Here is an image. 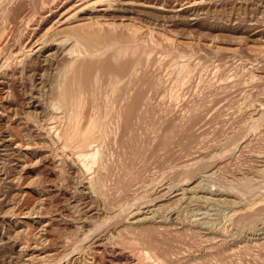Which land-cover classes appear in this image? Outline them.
I'll list each match as a JSON object with an SVG mask.
<instances>
[{"label": "rangeland", "instance_id": "rangeland-1", "mask_svg": "<svg viewBox=\"0 0 264 264\" xmlns=\"http://www.w3.org/2000/svg\"><path fill=\"white\" fill-rule=\"evenodd\" d=\"M54 1L0 0L4 52L37 18L15 88L0 82V264H85L101 243L104 264H131L137 247L163 264H264V0ZM88 17L99 23L69 27ZM55 33L79 38L82 121L104 122L93 185L32 130L71 58L64 44L36 52Z\"/></svg>", "mask_w": 264, "mask_h": 264}, {"label": "bare ground", "instance_id": "bare-ground-1", "mask_svg": "<svg viewBox=\"0 0 264 264\" xmlns=\"http://www.w3.org/2000/svg\"><path fill=\"white\" fill-rule=\"evenodd\" d=\"M2 1V0H1ZM58 0H55L54 1V3H56ZM60 1V0H59ZM8 3H9V1H7ZM14 1H12V3H13ZM45 2V1H44ZM5 3V2H4ZM92 3H94V2H92ZM103 3V2H102ZM109 3V2H108ZM6 4V3H5ZM10 4H11V2H10ZM59 4V3H58ZM80 4V3H79ZM91 4V3H90ZM21 5V4H20ZM46 5V4H45ZM89 5V4H88ZM88 5H87V7H88ZM3 6V5H2ZM1 7V6H0ZM10 7V6H9ZM43 7V6H42ZM46 7V6H45ZM85 7V6H84ZM85 8L86 10L88 9V8ZM104 8V7H103ZM19 9V8H18ZM79 9V8H78ZM4 10V9H3ZM6 10V9H5ZM74 10V9H73ZM80 10H83V7H80ZM2 11V10H1ZM0 11V12H1ZM6 12V11H5ZM18 12V11H17ZM23 12V11H22ZM42 12V11H41ZM25 13H27V12H25ZM32 13V12H31ZM30 13V14H31ZM36 13V12H35ZM1 14V13H0ZM18 14V13H17ZM28 15V14H27ZM4 16V15H3ZM12 16H14V15H12ZM72 16V15H71ZM1 17V16H0ZM5 17V16H4ZM15 17H17L16 15H15ZM37 17V16H36ZM74 17V16H73ZM81 17V16H80ZM83 17V16H82ZM2 18V17H1ZM6 19V18H5ZM23 20H24V23H25V29H24V31H23V33H22V36L21 37H19L20 39H19V41L17 42V44L15 45V47H12L8 52H4V46H3V44H4V41L9 37L8 36V28H7V26L9 25L8 23V25L6 26V25H2V26H5L3 29H2V31H0V62H1V65H0V74H1V77H2V80H0V82L1 83H3V85H4V87H7V90L8 91H12L14 88H15V85H16V79H17V73H16V71H24L25 69L24 68H22V69H20V70H18L19 69V67L21 66V64H22V61L23 60H25V58L27 57V56H25V58H24V56H22L21 54L24 52H22L21 53V51H20V49H22L23 47H22V44H23V42H24V37H28L29 36V34H30V31H31V29H33L31 26L34 24V20L35 19H37V18H35V15H28L27 17H25V18H22ZM67 20L69 19V17H67L66 18ZM91 18H85V19H83V18H81V19H79L80 20V22H78V23H74L73 25L71 24L69 27L72 29H74V28H76V29H78V30H80L81 32H83V29H86L87 27L86 26H93V24H95V23H99V21H93V20H90ZM23 20H21V21H23ZM78 20V19H77ZM1 21V20H0ZM6 21V20H5ZM76 21V20H75ZM3 22V21H2ZM11 22V21H10ZM12 23V22H11ZM1 24V23H0ZM46 24V23H45ZM21 25V24H20ZM10 26H11V24H10ZM9 27V26H8ZM95 27H97V26H95ZM12 29V28H11ZM13 29H14V27H13ZM89 29V28H88ZM17 30V29H16ZM22 30V29H21ZM20 30V31H21ZM50 30V29H49ZM59 30V29H58ZM60 30H62V29H60ZM90 30V29H89ZM92 30V29H91ZM90 30V31H91ZM12 31V30H11ZM59 32V31H58ZM84 32H85V30H84ZM48 33V32H47ZM62 33V32H61ZM56 34V33H55ZM54 34V35H55ZM64 34V33H63ZM11 35V34H10ZM43 35V34H42ZM44 35H46V34H44ZM58 35V36H57ZM60 33H58V34H56L55 36H53V35H50L49 37H47L46 36V39H43L42 41H39V43L38 44H40L39 45V47L36 49V52L38 51H41L42 49H46V48H50V46H51V48L50 49H52V48H54V47H56L57 49L59 48V46H61V44L63 45L64 44V48H62V50H61V52L63 53V55H69L70 57V59L65 63V67H63L64 69L63 70H61V72L62 73H58V74H62V75H60V76H58V78L59 77H61L62 76V78H61V80H60V82H59V84H57L58 85V88H57V86H56V88H57V90H56V88H54V90H56L58 93H59V95L57 96V98H58V100L56 101V103L53 101V105H51V106H53V108H51V109H53L52 111H51V113H48V114H50V116H48V118H46V119H48L49 121H48V123L45 125V126H41L43 123L42 122H40V126H38L37 127V130H36V128L34 127V125L35 124H37V122L36 121H34L35 122V124H33V121L31 120V118H30V115H23V119H24V123L26 124V126L27 125H29L31 128L32 127H34V128H32V130L33 131H40L38 134L39 135H41V137L42 138H45V139H49V140H51L53 143H50V144H52V146H53V144L55 145V147H57V148H60V152H61V154H63L62 152H64V154L66 153V151L68 150V152L70 151V152H72V154H69V155H71V156H73L72 158H74V161L78 164V166H80L82 169H83V171H82V174H83V172H84V174L83 175H85V171H89V173H90V171L91 172H93L94 173V175H93V173L91 174V175H93L91 178H89V179H91V182L90 181H88V182H90V184L91 185H93L92 183H93V179H97V180H99L98 179V177L97 178H95L96 176H97V174H98V172H97V167H96V164H97V166H99L100 165V158L102 157V155H100L99 154V152H100V147H101V144H103L102 142H103V138H104V135H103V129H105L104 127H102L103 126V120H102V118H100L99 120H102V122L101 121H97L98 120V118L99 117H97V116H95L96 114H92L91 112H93L94 110H95V107H91V109H93L94 108V110L92 111L91 109V114L92 115H94L96 118H97V120L95 119V117L94 116H90V113H88L89 114V119L88 120H86V122L84 123L83 121H82V116H84V115H82V113L83 112H81V109H83V108H85V107H81V105H80V101H79V99L81 98H79L78 96H80V95H78L79 93L76 91V89H77V86H76V89L74 88L75 86V78H78V77H75V73H76V71L77 70H80V69H78V67L79 66H81L80 64H81V62H80V64H79V66L77 65V56H73V54H74V51H75V47L76 46H78V44H79V38L78 37H76V39L74 40V42H72L73 44L70 46L69 44V46H67L66 47V45H65V42L66 41H64V36L62 37V34L60 35ZM31 36V35H30ZM67 36H68V34H67ZM32 37V36H31ZM36 37V36H35ZM44 37V36H43ZM65 38H66V36H65ZM42 39V38H41ZM40 40V39H39ZM66 40V39H65ZM68 40V39H67ZM16 41V40H15ZM7 42H8V40H7ZM9 43H10V41H9ZM67 43V42H66ZM7 45V44H6ZM24 45V44H23ZM34 45V44H33ZM14 46V45H13ZM60 49V48H59ZM58 49V50H59ZM55 50V49H54ZM118 50V49H117ZM20 51V52H19ZM119 51V50H118ZM30 52V51H29ZM53 52V51H52ZM51 52V53H52ZM78 52V51H77ZM20 53V54H19ZM25 53V55L28 53H26V52H24ZM51 53H49V54H47V55H45V57L42 59V62H45L46 63V61L48 62L49 61V58H50V56L49 55H51ZM54 53V52H53ZM52 53V54H53ZM56 53V52H55ZM60 53V52H59ZM58 53V54H59ZM62 53H60V54H62ZM82 53H86V52H83L82 51ZM93 53H96V52H92V53H89V54H93ZM33 54V53H32ZM84 56V55H83ZM66 57V56H65ZM63 58V57H62ZM85 58V57H84ZM66 59V58H65ZM27 60V59H26ZM81 60V59H80ZM33 61V60H32ZM55 61V60H54ZM57 62H58V60H57ZM82 62H84V60L82 61ZM63 63V62H62ZM26 64V63H25ZM25 64L23 65L24 67H25ZM29 64V63H28ZM78 67H77V66ZM83 65V64H82ZM31 66V65H30ZM64 66V65H63ZM34 67V66H33ZM49 67V66H48ZM33 69V68H32ZM39 69V68H38ZM55 69V68H54ZM47 70V69H46ZM44 71V70H43ZM56 71V70H55ZM177 71V70H176ZM52 72V71H51ZM81 72V71H80ZM28 73V72H27ZM45 73V72H44ZM55 73V72H54ZM79 72H77V74H78ZM25 74V73H24ZM42 75H43V73H41ZM27 76V75H26ZM30 76V75H29ZM49 76V75H48ZM79 76V75H78ZM32 77V76H31ZM41 78V77H40ZM50 78V77H49ZM53 78V77H52ZM51 78V79H52ZM56 78V77H55ZM110 79V78H109ZM114 79V78H113ZM112 79V80H113ZM49 81V80H48ZM56 81V80H55ZM79 81V80H78ZM111 81V80H110ZM109 81V82H110ZM27 82V81H26ZM30 82V81H29ZM40 82V81H39ZM115 82V81H114ZM117 82V81H116ZM25 83V82H24ZM56 83V82H55ZM54 83V84H55ZM111 83H113V82H111ZM21 84V83H20ZM31 84H33V83H31ZM35 84V83H34ZM22 85H24V84H22ZM30 85V84H29ZM51 85V84H50ZM78 85V84H77ZM108 85V84H107ZM32 86V85H31ZM40 86V85H39ZM78 86H80V85H78ZM17 87V86H16ZM44 87V86H43ZM108 87H109V85H108ZM114 87V86H113ZM116 87V86H115ZM18 88V87H17ZM33 88V87H32ZM31 88V89H32ZM41 88V87H40ZM21 89V88H20ZM25 89V88H24ZM4 90V89H3ZM27 90V89H26ZM33 90V89H32ZM54 90H52V91H54ZM79 90H81V89H79ZM46 91V90H45ZM51 91V92H52ZM85 91V90H84ZM21 92V91H20ZM48 93V92H47ZM49 93H50V91H49ZM56 93V92H55ZM101 93V92H100ZM106 92H104V94H105ZM99 94V93H98ZM103 94V93H102ZM5 95V94H4ZM12 95V94H11ZM26 95V94H25ZM24 95V96H25ZM33 95V94H32ZM39 95V94H38ZM85 95V94H84ZM94 95V94H93ZM92 95V96H93ZM41 96V95H40ZM55 96V97H56ZM83 96V95H82ZM86 96V95H85ZM33 97V96H32ZM97 97V96H96ZM34 98V97H33ZM40 98V97H39ZM44 98V97H43ZM79 98V99H78ZM87 98V97H86ZM85 98V99H86ZM92 98V97H91ZM90 98V99H91ZM52 99V98H51ZM74 99V100H73ZM99 99H101L102 100V98H100L99 97ZM18 100V99H17ZM53 100H55V99H53ZM81 100H82V98H81ZM83 100H84V98H83ZM89 100V99H88ZM92 100V99H91ZM94 100H96L95 98H94ZM101 100H100V102H101ZM105 100V99H104ZM13 102H14V100H12ZM32 101V100H31ZM30 101V102H31ZM99 101V100H98ZM52 102V101H51ZM51 102H49V103H51ZM89 102H90V100H89ZM95 102V101H94ZM103 102V101H102ZM105 102V101H104ZM110 102H112V101H110ZM91 103V102H90ZM97 103V102H96ZM17 104V103H16ZM19 104V103H18ZM84 104V103H83ZM99 104V103H98ZM101 104H104V103H101ZM100 104V105H101ZM11 105V104H10ZM47 106V105H46ZM45 106V107H46ZM82 106H84V105H82ZM104 106V105H103ZM115 106V105H114ZM18 107V106H17ZM22 107V106H21ZM80 107H81V109H80ZM96 107H97V105H96ZM101 108V107H100ZM19 109H22V108H19ZM50 109V110H51ZM88 109V108H87ZM97 109H99V108H97ZM102 109V108H101ZM100 109V110H101ZM105 109V108H104ZM112 109H113V107H112ZM115 109V108H114ZM85 110V109H84ZM107 110V109H106ZM22 111V110H21ZM47 111H49L48 109H47ZM108 111V110H107ZM31 112V111H30ZM96 112V111H95ZM99 112V111H98ZM118 112V111H117ZM19 113H20V111H19ZM84 113H86V112H84ZM94 113V112H93ZM104 113V112H103ZM29 114V113H28ZM107 114V113H106ZM117 114V113H116ZM87 115V114H86ZM99 115V114H98ZM110 115V114H109ZM17 116V115H16ZM104 116V115H103ZM85 117V116H84ZM101 117V116H100ZM117 117V116H116ZM119 117V116H118ZM16 118V117H15ZM87 118V117H86ZM21 119V118H20ZM43 119V118H42ZM114 119H117V118H115L114 117ZM113 119V120H114ZM34 120V119H33ZM37 121H38V119H37ZM42 121V120H41ZM85 121V120H84ZM116 121V120H115ZM100 122V123H99ZM42 123V124H41ZM102 123V124H101ZM114 123V122H113ZM39 124V123H38ZM20 125V124H19ZM25 126V127H26ZM37 126V125H36ZM27 128H29V127H27ZM30 128V129H31ZM31 130V131H32ZM27 132V131H26ZM32 133V132H31ZM37 133V132H36ZM106 133V132H105ZM104 133V134H105ZM12 134V133H11ZM32 134H34V133H32ZM31 135V134H30ZM35 135V134H34ZM36 136V135H35ZM28 137V136H27ZM33 137V136H32ZM103 137V138H102ZM34 139V138H33ZM32 141V140H31ZM44 142V141H43ZM36 143V142H35ZM38 143V142H37ZM42 143V142H41ZM47 143V142H46ZM45 143V144H46ZM15 144H17V143H15ZM48 144V143H47ZM20 146V145H19ZM50 146V145H49ZM48 145H47V148L49 147ZM52 146H50L51 148H52ZM26 147V146H25ZM46 147V146H45ZM38 148V147H37ZM57 148H55V149H57ZM42 149V148H41ZM54 149V148H53ZM54 149V150H55ZM39 150V149H38ZM45 150H47V149H45ZM52 150V149H51ZM56 151H58V150H55L54 152H56ZM35 152V151H34ZM53 152V151H52ZM53 152V153H54ZM104 152V151H103ZM44 153V152H43ZM53 153H52V155H53ZM57 153V152H56ZM101 153V152H100ZM47 154H49V153H47ZM51 154V153H50ZM102 154V153H101ZM101 157H100V156ZM51 156V155H50ZM56 156V155H55ZM47 157V156H46ZM59 157V156H58ZM61 158H62V156H61ZM60 158V160L59 161H62V159ZM66 158H70L68 155L66 156ZM52 159H57V158H52ZM71 159V158H70ZM39 160V159H38ZM58 160V159H57ZM67 160V159H66ZM72 160V159H71ZM70 160V161H71ZM43 162V161H42ZM52 162V161H51ZM57 162V161H56ZM63 162H65V161H62V164H63ZM103 162V161H102ZM55 163V162H54ZM57 164V163H56ZM58 164H59V162H58ZM57 164V165H58ZM61 165V164H60ZM104 165V164H103ZM56 167V166H55ZM79 167V168H80ZM102 167V166H101ZM80 168V169H81ZM100 168V167H99ZM103 168H104V166H103ZM54 169V168H53ZM57 170V169H56ZM100 170V169H99ZM75 171V170H74ZM78 171V170H77ZM97 173V174H96ZM77 175V174H76ZM86 175H87V172H86ZM88 175H90V174H88ZM100 176V175H99ZM78 177V176H77ZM85 177V176H84ZM83 176H82V179H84V180H82L83 182L85 181V178H84ZM94 177V178H93ZM93 178V179H92ZM78 179V178H77ZM88 179V180H89ZM76 181V180H75ZM80 181V180H79ZM78 181V182H79ZM95 182V181H94ZM98 182H100V180L98 181ZM61 183V182H60ZM62 184H63V182H62ZM98 184L100 185V183H96V185L98 186ZM79 185H80V183H79ZM95 185V184H94ZM36 186H37V184H36ZM41 186V185H40ZM55 186V185H54ZM101 186V185H100ZM39 187V186H38ZM102 187V186H101ZM101 187H99V188H101ZM37 188V187H36ZM42 188V187H41ZM91 188H94L93 186L91 187ZM39 189V188H38ZM47 189V188H46ZM95 189H96V187H95ZM50 190V189H49ZM44 191V190H43ZM51 191V190H50ZM79 191V190H78ZM42 192V191H41ZM46 192V191H45ZM71 193V192H70ZM57 194H58V192H57ZM73 194V193H72ZM53 195V194H52ZM88 195V194H87ZM40 196V195H39ZM49 199H50V197H49ZM99 199V198H98ZM40 200V199H39ZM38 200V201H39ZM78 200V199H77ZM90 200H92V199H90ZM49 201V200H48ZM100 201H101V199H100ZM51 202V201H50ZM53 202V201H52ZM99 202V201H98ZM94 203V202H93ZM52 204V203H51ZM58 204V203H57ZM74 204H76L75 202H74ZM79 204V203H78ZM92 204V203H91ZM95 204V203H94ZM69 206V205H68ZM72 206V205H71ZM92 206H94V205H92ZM100 206V205H99ZM37 207V206H36ZM44 207V206H43ZM43 207H42V209H43ZM48 208H49V206H48ZM87 208H89V207H87ZM92 208V207H91ZM98 208V207H97ZM46 209V208H45ZM75 209V208H74ZM80 209V208H79ZM90 209V208H89ZM39 210V209H38ZM87 210V209H86ZM69 211V210H68ZM95 211V210H94ZM80 212V211H79ZM31 213V212H30ZM36 213H38V212H36ZM46 213V212H45ZM48 213V212H47ZM72 213V212H71ZM29 214V213H28ZM35 214V213H34ZM75 214V213H74ZM36 215V214H35ZM76 215V214H75ZM78 215V214H77ZM38 216V215H37ZM40 216V215H39ZM49 216V215H48ZM77 217V216H76ZM81 217V216H80ZM42 218V217H41ZM61 218V217H60ZM72 218H74V217H72ZM84 218V217H83ZM59 219V218H58ZM87 220V219H86ZM49 223V222H48ZM45 225V224H44ZM44 225H43V230H44ZM48 228V227H47ZM45 231V230H44ZM43 231V232H44ZM47 231H48V229H47ZM51 233H53V232H51ZM116 235V234H115ZM108 237V236H107ZM106 238V237H105ZM51 239V238H50ZM67 239H68V237H67ZM117 239V238H116ZM54 240V239H53ZM63 240V239H62ZM111 240H112V238H111ZM52 241V240H51ZM43 242V241H42ZM68 242V241H67ZM106 242H107V240H106ZM119 242V241H118ZM66 243V242H65ZM106 244V243H105ZM38 245V244H37ZM41 245V244H40ZM47 245V244H46ZM50 245V244H49ZM113 245V244H112ZM43 246V245H42ZM102 246V243L101 244H99L98 245V249H93V250H89V251H91L90 253H91V256L89 257V259L85 256V259H87V262L85 263V264H104V262H102V261H100L99 260V249H100V247ZM106 246V245H105ZM109 246H111V245H109ZM120 246H122V244L120 245ZM126 246H128V245H126ZM137 246V245H136ZM23 247V246H22ZM21 247V248H22ZM123 247V246H122ZM130 247V246H129ZM132 247V246H131ZM115 248V247H114ZM105 249V248H104ZM119 249V250H118ZM120 249L121 248H115V250H113V251H116V253L118 252H120ZM124 249H125V247H124ZM140 250H139V252H138V247H137V250H136V248L134 249V248H132V250L130 251V252H128V253H126V254H124V255H126V258H130L131 260L130 261H132V263L133 264H143V261H144V259L146 260L147 259V263H145V264H151V263H153L154 262V264H155V262H163V261H161L159 258H156L155 256H153L152 254H150V255H148V254H146L144 251H143V249L142 248H139ZM50 250V249H49ZM49 250L47 251H45V252H47L45 255H43L44 257L45 256H47V255H50V252H49ZM127 250V249H126ZM42 251H44V250H42ZM81 251V249L79 250L78 249V252H80ZM110 251V250H109ZM125 252V251H124ZM87 253V252H86ZM101 253V252H100ZM53 254V253H52ZM115 254V253H114ZM106 255V254H105ZM123 255V251H122V256H124ZM51 256V255H50ZM49 256V257H50ZM48 258V257H47ZM102 258V257H101ZM42 259V258H41ZM43 259H46V257L45 258H43ZM143 259V260H142ZM27 260V259H26ZM82 260V259H81ZM111 260V259H110ZM148 260H152V262L150 261H148ZM80 261V260H79ZM86 260H84V262H85ZM84 262H82V263H84ZM123 262V261H122ZM73 263V262H72ZM76 263V262H75ZM118 263V262H117ZM131 263V264H132ZM158 263V264H159ZM31 264V263H30ZM68 264V263H67ZM119 264V263H118ZM122 264V263H121ZM163 264V263H162Z\"/></svg>", "mask_w": 264, "mask_h": 264}]
</instances>
